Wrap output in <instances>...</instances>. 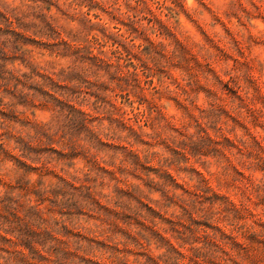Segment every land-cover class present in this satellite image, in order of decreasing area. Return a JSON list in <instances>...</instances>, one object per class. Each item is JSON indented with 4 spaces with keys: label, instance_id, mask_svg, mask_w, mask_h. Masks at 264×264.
<instances>
[{
    "label": "rangeland",
    "instance_id": "1",
    "mask_svg": "<svg viewBox=\"0 0 264 264\" xmlns=\"http://www.w3.org/2000/svg\"><path fill=\"white\" fill-rule=\"evenodd\" d=\"M50 6L0 12V216L15 229L0 217V260L239 264L264 248V0ZM49 98L96 137L72 167L33 135Z\"/></svg>",
    "mask_w": 264,
    "mask_h": 264
},
{
    "label": "clouds",
    "instance_id": "2",
    "mask_svg": "<svg viewBox=\"0 0 264 264\" xmlns=\"http://www.w3.org/2000/svg\"><path fill=\"white\" fill-rule=\"evenodd\" d=\"M51 2L55 3L56 0H51ZM59 3L64 5L65 0H59ZM21 8L33 11L34 13H43L45 16H51L55 11L54 8L50 6V0H35V2H33V0H0V12H7L8 14L15 15ZM41 19H43V16ZM49 33H51V29H49ZM72 38V36H69V39ZM53 47H55V45H53ZM65 54L70 55L71 53H61V55ZM61 67H63V65H61ZM51 70L55 72L59 69L53 65ZM49 99L54 106V109L50 110V115L47 120L34 121L35 131L33 135L46 137L49 142H51V139L55 137L58 144L68 147L69 153L67 157H62L60 153H55V155L57 156V159H67L69 161L67 167H72L70 161L75 159L77 156H83V153H77L73 150V144L76 140L87 139L91 141L95 140L96 137L84 126L83 116L80 113L71 109L67 104H62L51 98ZM60 113H64V115H60ZM14 163L16 168L22 167L18 161ZM24 170L28 171L26 168ZM4 178V170L0 169V179ZM8 178L11 179V177ZM2 194L3 188H0V195ZM5 234V232L0 230V235ZM10 238L14 237L10 236ZM0 264H4L3 260H0ZM239 264H264V248L245 250L240 256Z\"/></svg>",
    "mask_w": 264,
    "mask_h": 264
},
{
    "label": "trees",
    "instance_id": "3",
    "mask_svg": "<svg viewBox=\"0 0 264 264\" xmlns=\"http://www.w3.org/2000/svg\"><path fill=\"white\" fill-rule=\"evenodd\" d=\"M61 181L63 182V186H62V188H65L66 186H69V184L70 183H68L65 179H61ZM70 185H72V184H70ZM72 187V189H70V191L68 192V191H64L66 194H68V195H70L71 197H74L75 196V193H77L78 191L79 192H81V191H84V190H89L90 189V187H89V185H83V187H75V186H71ZM1 218H3L6 222H8V224H9V226L11 227V225H12V221H10V220H8V218L7 217H5V216H0ZM63 226H65V225H63ZM12 228V227H11ZM13 230H15L14 228H12V231ZM25 232V231H24ZM24 234V233H23ZM22 234V235H23ZM18 235H19V233H18ZM18 238V237H17ZM5 238L3 237V236H1L0 235V240H4ZM51 240V239H50ZM23 242H24V240H23ZM60 243H63V244H66V243H64L63 241H59ZM29 247L32 249V250H34L35 248H32V245L30 244L29 245ZM0 248H2V247H0ZM51 246L48 248V250H51ZM55 248V247H54ZM55 249H58V248H55ZM78 249V248H77ZM5 253H7V254H18V253H20V252H18V253H16V252H14V251H10L9 249H2ZM60 252H61V255H63V256H65V257H69L70 255H74V253L75 252H73V251H68L66 248H64V247H62V249L60 250V249H58ZM36 253L41 257L42 255H41V251L39 250H37L36 251ZM23 254V253H22ZM25 256H23L22 258H20V257H17L18 259H20V260H24L25 258H24Z\"/></svg>",
    "mask_w": 264,
    "mask_h": 264
}]
</instances>
